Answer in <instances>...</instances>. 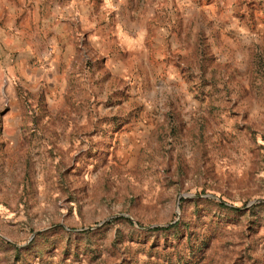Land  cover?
<instances>
[{
    "label": "rangeland",
    "instance_id": "rangeland-1",
    "mask_svg": "<svg viewBox=\"0 0 264 264\" xmlns=\"http://www.w3.org/2000/svg\"><path fill=\"white\" fill-rule=\"evenodd\" d=\"M0 264H264V0H0Z\"/></svg>",
    "mask_w": 264,
    "mask_h": 264
},
{
    "label": "trees",
    "instance_id": "trees-1",
    "mask_svg": "<svg viewBox=\"0 0 264 264\" xmlns=\"http://www.w3.org/2000/svg\"><path fill=\"white\" fill-rule=\"evenodd\" d=\"M164 227H154V229H163Z\"/></svg>",
    "mask_w": 264,
    "mask_h": 264
}]
</instances>
